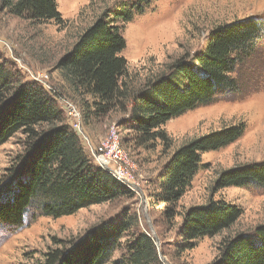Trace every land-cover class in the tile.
<instances>
[{
  "label": "trees",
  "instance_id": "obj_1",
  "mask_svg": "<svg viewBox=\"0 0 264 264\" xmlns=\"http://www.w3.org/2000/svg\"><path fill=\"white\" fill-rule=\"evenodd\" d=\"M1 2L15 16L34 22L62 20L57 0ZM147 3L121 4L105 11L81 33L57 68L75 94L92 98L91 106L87 102L80 110L82 123L116 110L129 112V129L138 143L162 140L170 146L163 128L170 119L209 104L220 94L240 90V78L234 74L262 42L264 17L217 25L202 49L176 58L140 88L133 89L125 81L128 63L121 53L126 40L120 24L131 21L135 9L141 11ZM60 98L57 91L37 81H24L17 65L0 57V146L19 131L27 137L25 151L0 178V224L21 227L34 206L40 215L59 218L91 205L134 196L132 188L92 162L81 135L59 107ZM244 130L241 123L207 133L170 155L157 176L156 195L167 204L169 215L175 214L178 202L201 169L202 156L235 142ZM250 185L264 187V162L221 172L213 189ZM242 214L241 206L225 199L211 198L188 208L178 214L182 218L179 247L194 248L202 238L231 228ZM136 224V219L108 220L76 238L55 239L56 247L45 252L37 264H163L155 239L145 232L129 242L126 257L110 262L120 240ZM210 264H264V226L224 238Z\"/></svg>",
  "mask_w": 264,
  "mask_h": 264
},
{
  "label": "rangeland",
  "instance_id": "obj_2",
  "mask_svg": "<svg viewBox=\"0 0 264 264\" xmlns=\"http://www.w3.org/2000/svg\"><path fill=\"white\" fill-rule=\"evenodd\" d=\"M143 1H148L143 10L135 9L134 18L120 24L126 40L121 53L128 63L125 81L133 89L140 88L176 58L202 49L217 25L264 17V0H57L62 20L38 23L15 16L0 0V57L13 61L24 81H36L33 75H43L44 83L40 84L61 94L58 105L74 126L77 119L70 116L66 105L72 103L80 111L87 102L91 106L92 98L79 96L69 88L57 68L59 60L105 11ZM241 68L234 74L241 81L238 92L220 94L213 102L189 109L163 126L170 146L162 140L138 143L129 129V112L116 110L83 121V134H79L88 156L97 165L92 148L102 145L113 130L118 133L128 161L122 165L123 170L135 185L134 196L91 205L59 218L40 215L34 211L35 206L30 208L21 227L0 224V264H37L44 259L45 252L56 247L55 239L76 238L104 221L123 218L136 219L137 224L120 240L110 262L126 257L129 242L145 232L155 239L163 264H210L224 238L264 226V187L213 189L221 172L264 162V37L256 53ZM241 123L245 130L238 140L202 156L201 169L178 202L175 214L169 215L167 204L156 195L157 176L170 155L196 137ZM26 139L19 131L0 146V178L25 151ZM211 198L239 205L243 214L231 228L202 238L194 248L182 250L178 236L182 218L178 214Z\"/></svg>",
  "mask_w": 264,
  "mask_h": 264
},
{
  "label": "built area",
  "instance_id": "obj_3",
  "mask_svg": "<svg viewBox=\"0 0 264 264\" xmlns=\"http://www.w3.org/2000/svg\"><path fill=\"white\" fill-rule=\"evenodd\" d=\"M34 79L38 83H44V76L33 75ZM51 90V89H50ZM66 108L70 114V116H75L77 121L75 120V124L73 128L78 132L82 133V113L79 111L72 103H68ZM92 154L96 158V161L99 166L104 169L110 171L117 179L125 183L128 187H135L134 183H132L123 170V164H127V155L126 152L122 149L120 139L118 133L113 130L110 137L103 141L102 145L99 147L92 148Z\"/></svg>",
  "mask_w": 264,
  "mask_h": 264
},
{
  "label": "water",
  "instance_id": "obj_4",
  "mask_svg": "<svg viewBox=\"0 0 264 264\" xmlns=\"http://www.w3.org/2000/svg\"><path fill=\"white\" fill-rule=\"evenodd\" d=\"M162 259H164V258H162Z\"/></svg>",
  "mask_w": 264,
  "mask_h": 264
}]
</instances>
